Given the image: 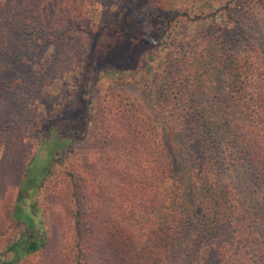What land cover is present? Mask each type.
<instances>
[{
	"label": "trees",
	"instance_id": "1",
	"mask_svg": "<svg viewBox=\"0 0 264 264\" xmlns=\"http://www.w3.org/2000/svg\"><path fill=\"white\" fill-rule=\"evenodd\" d=\"M35 1L30 8L39 16ZM128 4L99 33L131 22L123 30H137L142 6ZM173 12L150 17L154 42L165 41ZM46 15L57 21L49 29L67 37L73 20ZM90 56L78 61L76 101L47 125L26 164L8 211L25 232L0 253V264H264V61L208 55L201 64L214 66L206 70L211 88L192 89V75L180 71L172 76L170 91L184 103L170 105L175 120L168 126L134 109L126 124L93 123L87 137L78 105L88 94L87 115L100 70ZM86 139L95 155L77 169L69 163L72 147ZM54 176L66 179L70 197L47 195L41 206ZM60 204L69 221L52 210Z\"/></svg>",
	"mask_w": 264,
	"mask_h": 264
},
{
	"label": "rangeland",
	"instance_id": "2",
	"mask_svg": "<svg viewBox=\"0 0 264 264\" xmlns=\"http://www.w3.org/2000/svg\"><path fill=\"white\" fill-rule=\"evenodd\" d=\"M34 1L0 0V86L7 84L0 88V253L25 232L8 211L42 132L76 101L78 61L89 50L92 69L100 70L87 115L88 94L78 105L80 122L86 117L89 121L87 137L95 128L93 123L126 124L134 109L145 121L159 128L168 126L175 120L170 105L184 103L170 91L172 76L180 71L177 74L192 75L188 84L192 89L211 88L214 84L206 70L213 71L214 66L201 64L208 55L222 52L229 60L264 61V0H129L132 6H142L137 30H123L136 23L131 22L114 24L102 33L126 0H40L39 16L30 8ZM47 10L63 17L61 22L73 20L69 37L49 29L57 21L47 20ZM172 12L165 41L154 42L147 22L154 15L160 19ZM98 34L104 36L98 38ZM167 55L177 64L169 66ZM92 148L87 139L79 141L72 147L76 156L69 163L77 169L91 164L87 155H95ZM62 170L59 166L55 171ZM56 176L48 182L49 192L40 194L41 206L58 193L64 201L70 197L66 179ZM52 210L61 211L69 221L61 204Z\"/></svg>",
	"mask_w": 264,
	"mask_h": 264
}]
</instances>
